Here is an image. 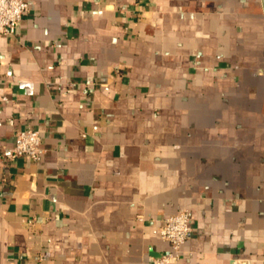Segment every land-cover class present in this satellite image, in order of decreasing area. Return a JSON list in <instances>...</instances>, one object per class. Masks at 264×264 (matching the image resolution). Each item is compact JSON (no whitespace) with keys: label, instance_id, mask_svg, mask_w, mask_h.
Masks as SVG:
<instances>
[{"label":"crops","instance_id":"1","mask_svg":"<svg viewBox=\"0 0 264 264\" xmlns=\"http://www.w3.org/2000/svg\"><path fill=\"white\" fill-rule=\"evenodd\" d=\"M0 34V264H264V0H27ZM10 120L13 123H10ZM42 160L8 161L14 131Z\"/></svg>","mask_w":264,"mask_h":264},{"label":"built area","instance_id":"2","mask_svg":"<svg viewBox=\"0 0 264 264\" xmlns=\"http://www.w3.org/2000/svg\"><path fill=\"white\" fill-rule=\"evenodd\" d=\"M27 0H0V34H14L23 16L28 12ZM12 124L13 121L10 120ZM15 143L8 147L4 156L8 161L28 157L33 162L42 160L41 135L38 130L28 127L14 131ZM160 237L169 243V250L154 257L151 264H179L181 247L189 237L192 227L190 213L183 209L161 220L158 227Z\"/></svg>","mask_w":264,"mask_h":264}]
</instances>
